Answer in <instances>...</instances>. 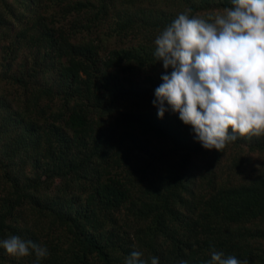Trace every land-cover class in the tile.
I'll return each instance as SVG.
<instances>
[{
	"label": "trees",
	"instance_id": "trees-1",
	"mask_svg": "<svg viewBox=\"0 0 264 264\" xmlns=\"http://www.w3.org/2000/svg\"><path fill=\"white\" fill-rule=\"evenodd\" d=\"M18 1L0 19V240L46 247L39 264H124L133 251L209 264L213 248L264 264V159L253 154L264 135L207 150L152 103L172 71L154 57L157 35L180 13L208 19L232 0ZM6 39L24 40L33 73L56 69L59 89L34 85L36 74L3 79ZM176 187L197 197L186 212L171 203ZM35 261L0 248V264Z\"/></svg>",
	"mask_w": 264,
	"mask_h": 264
},
{
	"label": "clouds",
	"instance_id": "clouds-1",
	"mask_svg": "<svg viewBox=\"0 0 264 264\" xmlns=\"http://www.w3.org/2000/svg\"><path fill=\"white\" fill-rule=\"evenodd\" d=\"M232 5L208 19L190 16V10L180 13L154 40V57L172 69L154 90L157 115L178 113L207 150L222 151L237 134L264 135V0H232ZM0 248L18 259L34 252V264L49 255L46 247L16 235L0 240ZM142 255L133 251L124 264H149ZM150 264H159V258L151 257ZM209 264L248 261L213 248Z\"/></svg>",
	"mask_w": 264,
	"mask_h": 264
},
{
	"label": "rangeland",
	"instance_id": "rangeland-1",
	"mask_svg": "<svg viewBox=\"0 0 264 264\" xmlns=\"http://www.w3.org/2000/svg\"><path fill=\"white\" fill-rule=\"evenodd\" d=\"M19 3L18 0H9V4L6 6V7H3L2 6L5 4V2L3 0H0V19L1 20H4V16L5 14L9 13V16L10 15V9H9V6H12V4L14 3ZM16 3V4H17ZM139 4V3H138ZM19 8V7H18ZM20 10H22V12L26 13V14H30L29 13V4L26 5L25 8H20ZM0 26H2V21H0ZM4 28V27H3ZM1 29H0V34H1ZM5 31L3 30V33ZM12 42L13 43V40L10 39H6L4 41V44H6L7 46H9V49L6 53V57L4 58L5 62H7L8 60L10 61V63L6 66V70L2 73L1 77L4 79L5 77H17L19 80L21 81H25V80H30L31 78V74H36V78L34 79L33 83L34 85H46L48 84V86H53L55 89H59L60 87V82L58 81L57 79V71L56 69L55 72H52L51 74L49 75H45L44 73H41L42 71L39 70V73L36 72V73H33L34 71H31L32 68L30 67V61L27 59L26 57V54L29 53V51H27V45L24 44V40L21 41V42H16V43H10ZM7 58V60H6ZM10 90V94H13L15 93V95H17V97L20 99V95L22 93V91H17L16 89H13V88H9ZM20 89V88H19ZM41 131V129H36L33 134H32V137ZM250 142L246 141L244 142V148H246L245 150H248L250 149ZM252 153V152H251ZM255 155V158L257 161H263L264 159V154H257L256 152L253 153ZM190 186H192L190 184ZM177 195H178V198H173L171 203L173 205H176L177 206H180L181 210L183 212H186L188 210V206H189V198L194 201L196 200L197 197H189L188 198V195H187V192H186V189H182V188H177ZM182 198H188V200L185 202V203H182L183 205H181V202L180 199Z\"/></svg>",
	"mask_w": 264,
	"mask_h": 264
}]
</instances>
